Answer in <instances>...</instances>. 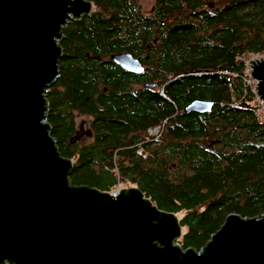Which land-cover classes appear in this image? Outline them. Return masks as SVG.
Listing matches in <instances>:
<instances>
[{
    "label": "trees",
    "instance_id": "obj_1",
    "mask_svg": "<svg viewBox=\"0 0 264 264\" xmlns=\"http://www.w3.org/2000/svg\"><path fill=\"white\" fill-rule=\"evenodd\" d=\"M88 1L91 13L62 29L45 95L70 182L110 192L125 182L182 213L183 249L199 250L229 213L264 214V123L242 78L245 60L264 56V0H154L147 14L140 0ZM122 52L142 72L110 58ZM196 99L211 110L186 112ZM76 115L90 118L89 142H73ZM158 125L160 139L148 137Z\"/></svg>",
    "mask_w": 264,
    "mask_h": 264
},
{
    "label": "water",
    "instance_id": "obj_2",
    "mask_svg": "<svg viewBox=\"0 0 264 264\" xmlns=\"http://www.w3.org/2000/svg\"><path fill=\"white\" fill-rule=\"evenodd\" d=\"M91 11L88 0H0V264H264V214L229 213L199 250L183 249L177 215L136 186L70 182L45 95L59 76L63 27ZM110 58L143 70L130 53ZM250 65L264 104V59ZM211 106L196 99L185 111Z\"/></svg>",
    "mask_w": 264,
    "mask_h": 264
},
{
    "label": "built area",
    "instance_id": "obj_3",
    "mask_svg": "<svg viewBox=\"0 0 264 264\" xmlns=\"http://www.w3.org/2000/svg\"><path fill=\"white\" fill-rule=\"evenodd\" d=\"M260 56H252L250 59L245 60L244 62V75H243V82L245 85H247L250 89V91L254 94V102H255V114L256 116L261 120L262 123H264V104L263 102L258 98L256 94V80H254L251 76V65H250V60L251 59H258ZM163 131L162 126H155L153 128H148L147 133L150 136H154L155 139H157L160 134ZM140 153V151H139Z\"/></svg>",
    "mask_w": 264,
    "mask_h": 264
},
{
    "label": "rangeland",
    "instance_id": "obj_4",
    "mask_svg": "<svg viewBox=\"0 0 264 264\" xmlns=\"http://www.w3.org/2000/svg\"><path fill=\"white\" fill-rule=\"evenodd\" d=\"M139 2H140L141 11L143 13L147 14V13H149L152 10L153 4H154V0H140ZM260 58L264 59V56L262 55V56H260ZM75 119H76V123L78 124V126H79L80 122H84L86 124V127H87V122L90 121V118L87 117V116H84V115H76ZM150 128H153V127H150ZM162 133H164V130H163ZM162 133L160 134L159 139H160ZM147 135H148V137H152L155 140L154 136H150L149 134H147ZM84 142H89V140L84 141ZM129 187H133V185L125 183V182H118L116 184V186L112 189L111 192H115V191L120 190V189H126V188H129ZM176 215H177L178 218H180L182 213H178Z\"/></svg>",
    "mask_w": 264,
    "mask_h": 264
},
{
    "label": "flooded vegetation",
    "instance_id": "obj_5",
    "mask_svg": "<svg viewBox=\"0 0 264 264\" xmlns=\"http://www.w3.org/2000/svg\"><path fill=\"white\" fill-rule=\"evenodd\" d=\"M150 84H153V86H150ZM145 85L147 87H150V88H154L156 86L155 82L148 83V84H145ZM134 87L135 88H139L140 85L139 84H134ZM92 138H93V133H92L91 127H90V121L87 122V127H86V124L84 122H80L79 126L76 123V129H75L74 141L73 142L86 143L84 141H87V140L90 141Z\"/></svg>",
    "mask_w": 264,
    "mask_h": 264
}]
</instances>
